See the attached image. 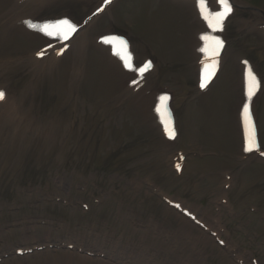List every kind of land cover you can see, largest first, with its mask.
Returning a JSON list of instances; mask_svg holds the SVG:
<instances>
[{
  "label": "rangeland",
  "instance_id": "374dc122",
  "mask_svg": "<svg viewBox=\"0 0 264 264\" xmlns=\"http://www.w3.org/2000/svg\"><path fill=\"white\" fill-rule=\"evenodd\" d=\"M144 1L146 0L135 2L133 5L143 7ZM148 1L150 4L145 5L147 6V10L151 12L158 6V0ZM236 1H238L241 6L236 14V18L229 26L227 35L229 45L224 71L220 80H218V85L216 84L217 88L221 86L222 89L228 92L229 97L226 105L230 106L232 109L235 104H233L232 107L231 105L232 103H236V96L238 95L239 89L238 59L242 57L252 59L259 72L264 75V42L262 40L261 30H258L257 27L260 22H258V17L255 16L256 10L264 13V0ZM130 2L131 0H122L119 8H117L120 14H118L116 19L117 24L121 28L133 32L136 25H133L131 21L127 20L126 15H123L129 8ZM165 7L157 9V23L160 24V28L164 32V37L169 38L177 35L176 30L181 25L177 26L173 17H167L169 11H166ZM3 11L4 6L0 4V18ZM12 17V15L9 17V21ZM245 20L250 21L253 25L246 24ZM154 21H156V17H154ZM184 22L181 28L183 29V27H185L184 32L186 31V33H188L190 31L188 26L189 16L188 20H184ZM107 26V24L101 23L97 26L96 30L92 32L100 33L106 29ZM185 40L184 38V43ZM20 42L21 41H17L16 39L14 42L3 40L0 35V62L8 61L10 64V68L8 70L5 69V71L1 73L2 80L6 77H10L11 79L18 78L19 74L26 70L19 66L20 60L15 62L13 56L15 52L22 51ZM4 52L11 55V57L3 60L1 55H7ZM23 55H26V53H23ZM163 62L165 66V58ZM167 69L168 67H164V71H167ZM0 71L2 70L0 69ZM181 73L182 75L178 78L175 75L172 76V78H174L173 82L172 80L168 82H180V106L190 97L189 94L191 93V89H189L191 84L188 85V80L191 79V69L188 64L182 67ZM23 75L27 81H31L32 77L30 75ZM166 80L169 81L168 79ZM224 94V92L219 93L220 98L217 102L220 107L222 102L221 96ZM26 99L29 101L27 102L29 111L37 113L40 104L36 110L33 108L34 103L31 97L28 96ZM59 102L62 101H57L52 105L49 116L52 117L56 111L54 117L62 118L66 121L69 120L73 129L76 130L67 149L64 148L60 151L57 149L53 150V157H51L52 152L43 149L41 153H38L40 155L38 156L36 154H28L29 147L27 144H18V146L23 149V156L21 158L26 155L30 156L28 162L22 163L20 161L21 158L17 155L15 156L7 153L5 150L4 156L3 154L0 156V188L14 192L16 196L13 193L11 194V198L15 201L12 205H16L17 207H15V209L20 208V210L24 209V207L28 208L29 210L25 211L24 216H30L29 219L25 217L26 219L22 221H15L11 227H4L3 229H6V232L8 230H20L24 222L30 224L29 226H34L35 223L41 225V221L55 222V220H59L61 221V225L64 226V229L71 233L73 232V234L78 237H80L81 233H85V230L94 229V235H88L83 238L84 240L81 244L87 249H92L91 247H95L96 245L101 246L103 248L102 251L107 252L113 250L111 242H113L114 239L117 240L120 245H122L125 240H130L132 238H136V243H138V241L142 239V235L136 227L141 225L144 227L146 225L148 227L153 226L152 229L162 233L163 239L160 242L163 243V241H165L163 234L170 233L169 235L171 237L175 229L171 224L160 221L162 212L164 218L171 221L172 217L175 215L171 213V217L168 213L164 212L167 210L166 206L151 194V191L146 186L148 182L159 185L164 192L174 200H183L199 207L202 213L206 214L205 217L207 220H210L214 213L212 202L223 195L230 196L233 203L237 206L236 209L239 215V218L235 221L237 226L244 225L248 229L250 220L255 217L257 223V219L259 221V218L264 216V165L262 162L256 159L243 168L238 166L237 171L234 167H230L233 166V163L227 161V155L231 154V159L234 158V153L239 147L238 134H235L233 124H230L231 120L228 121L227 118L221 120L224 123L225 120H227V124H230L229 133L227 130L223 129L222 125L218 130L214 127L215 134L210 141L204 142L206 141L204 138L199 148L202 150L201 153H215L220 155L222 160L219 161L218 158H216L217 161H210L209 165L200 161H198L197 164H191L190 160L184 176L177 178L165 165L162 154L157 152V146L159 145L158 140H154L151 137L150 128L148 126L147 128L143 126V122L140 120L137 113L134 115L131 111H128L124 118L123 114L116 115L113 118L106 111L101 109L102 104H94L89 106L90 108H81L79 114H74L71 106L64 102L59 104ZM211 104H215L214 101L211 102ZM207 105L208 104H205L204 106ZM261 105L259 116L262 129V140L264 142V102ZM191 111L190 106L184 103L183 112L189 115ZM75 115L79 119H77ZM185 119L186 116L184 117V120ZM12 138L13 137H10L8 141L6 140L2 143L11 142ZM187 146H190V143L184 144L185 148ZM4 147L6 146L4 145ZM42 168H44L43 175L41 179L34 184L27 182L26 177L20 176V173H38ZM232 169L236 171L235 190L230 194L224 193L220 181L221 172ZM244 172H249L250 174L247 176ZM254 181L255 183L246 187ZM258 181H261L262 184H258ZM83 189H86L87 193H96L106 204L99 209L93 208L91 214H84L80 209L72 205V203L74 204L77 201L85 200L86 195L83 194ZM114 192L118 195H114ZM57 195L64 197L69 202V207L63 208L55 205L53 197ZM4 198V195H0V207L5 209L6 203H3ZM243 200L245 203H242ZM121 207L122 210L119 214L122 213L123 215L128 213L131 215L126 223L118 222L116 219L113 220L115 224L110 222L102 223L101 220L104 219L105 213L108 211L110 213L119 211ZM250 207H258L261 213L258 216H254L249 211ZM136 214L139 216H136ZM1 220L2 217L0 216V221ZM18 222L20 223L16 224ZM138 222H142V224ZM226 223L232 227L234 225L232 221H226ZM96 224L102 225V228L97 229ZM115 229L118 231H114ZM250 231L256 232L254 226H251L248 233H250ZM3 234L5 235V233ZM3 234L0 233L1 238H4ZM35 234V239L38 241L37 243H40L42 232L36 230ZM195 235L197 234L194 233V236ZM233 238L240 244H249L237 234ZM15 239H13L12 242H14ZM139 243H143V241L141 240ZM7 244H9V242H6V248L4 245L0 247V255L4 250L11 249H8L9 247ZM127 244L133 245L130 241H128ZM187 247L189 248L187 254L196 255L195 258L200 261V264H233L230 256L223 254L220 250H212L211 245H209V248L206 250L204 248L199 249L193 244H188ZM259 248V244H254L252 247L253 255L255 254L262 258V253ZM92 250L97 251L96 249ZM59 253L60 254L53 256V258L60 259L63 264H116V261H110L108 259L100 261L102 259L98 258H88L86 261H80L78 258H70L61 252ZM224 257H226V259ZM42 258H45V256L34 255L29 257V260L10 259L8 263L33 264L34 262L37 263ZM129 258H131V256ZM131 259L126 262L134 263ZM163 260L166 262L167 259L164 258ZM168 262L169 264L181 263L177 262L174 258L168 259Z\"/></svg>",
  "mask_w": 264,
  "mask_h": 264
},
{
  "label": "snow or ice",
  "instance_id": "6c2138e0",
  "mask_svg": "<svg viewBox=\"0 0 264 264\" xmlns=\"http://www.w3.org/2000/svg\"><path fill=\"white\" fill-rule=\"evenodd\" d=\"M218 3L220 4L222 10L216 11V12H208L206 9L205 0H199L201 13L204 16V19L208 22L209 27L213 28V30L220 28L222 26L225 18L232 11L230 0H218ZM25 23L31 28L37 27L31 21H25ZM39 30L43 31L46 35H49V36L56 34V35H61L63 38L67 39L69 37V35L75 31V26L67 20H60V21H57L55 24H44V25L40 26ZM201 39L205 41V47L201 49V51L205 52V53L211 51L213 53V55H215L217 53V50L220 47H222V45H223V42L221 40H219L215 37L209 36V35H203L201 37ZM103 42L106 44H112L113 42H117L120 46V51H118L117 54L121 55V58L124 59L125 66L130 67V65L128 64V57L126 54L127 45H126V42L124 40H119L116 37H105V38H103ZM149 66L150 65H145L143 68H140L139 71L141 73H143L146 70V68H148ZM246 75H247L248 80H249L248 95H249V99H250L251 96L253 95L252 89H253V87H256L257 84L255 81V77L251 72V69H248ZM204 86L205 85L202 82L201 87L203 88ZM2 99H4V92L0 91V100H2ZM160 99L162 101H164L167 99V97L162 96ZM156 110H157V112L161 111V109L159 107ZM242 116L245 120V126H246V146H245L244 150L251 152V151H253V147H254V139H253L252 131L250 129V108H249V105L247 103H245L243 106ZM165 130L169 131L167 126H166ZM169 134L171 136V133H169ZM261 154L264 155V153H261ZM177 167H179V166H177ZM177 207H179V205H177Z\"/></svg>",
  "mask_w": 264,
  "mask_h": 264
},
{
  "label": "bare ground",
  "instance_id": "6f19581e",
  "mask_svg": "<svg viewBox=\"0 0 264 264\" xmlns=\"http://www.w3.org/2000/svg\"><path fill=\"white\" fill-rule=\"evenodd\" d=\"M50 1H52V0H32L26 6L31 7V6L37 5V4H42L43 5V4H46V3L50 2ZM4 17L5 18L8 17L7 13L5 14ZM227 50L228 49H226V51H225V55L227 54ZM84 53H85L84 51L79 50V52H78L79 61L84 56ZM3 66H5L7 68V64L6 63H3ZM218 78H219V76L215 79V81L213 83V86L216 83V81L218 80ZM177 222H178V224H180L179 230H182L183 231V234H184L183 238L184 237H187L188 234H190V232H192L194 230L191 226H189L188 222L186 220H184L183 218L177 219ZM146 234H148V233H146ZM45 236L48 237V234H45ZM156 238H157V240H156ZM156 238H155V240H153V242L151 243V245H150V247L148 249L144 250L143 253L141 252V253H139L137 255V258L133 256L134 260H136V264H145L143 262H146L145 260H147V259L145 258L146 257L145 255H146L147 251H149V250L150 251L158 250L159 251V254L156 253V255L159 258L160 257V254H162L161 250L164 249V247L166 248V253L168 255L173 256L174 258H179L178 255L180 253H178L175 248L172 247L170 249L169 245H165L164 246L162 244H159V239H158V237H156ZM208 239L209 238H207V244H209L208 243ZM170 243H172V242L170 241ZM195 243L198 244V245H204V243H202L201 241H199L197 239L195 240ZM87 251H89V250H87Z\"/></svg>",
  "mask_w": 264,
  "mask_h": 264
}]
</instances>
